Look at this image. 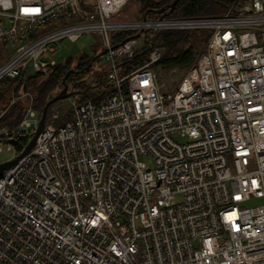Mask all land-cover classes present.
<instances>
[{"label":"built area","instance_id":"obj_1","mask_svg":"<svg viewBox=\"0 0 264 264\" xmlns=\"http://www.w3.org/2000/svg\"><path fill=\"white\" fill-rule=\"evenodd\" d=\"M128 2L0 0V83L30 64L47 73L59 41L98 33L114 88L74 99L72 119L46 124L0 175V264H264V0L119 18ZM195 28L209 29L206 48L175 88L152 68L160 50L122 72L141 46L132 36ZM118 32L132 35L115 44ZM39 120L31 104L17 126L0 125V152L13 153L0 164Z\"/></svg>","mask_w":264,"mask_h":264},{"label":"trees","instance_id":"obj_2","mask_svg":"<svg viewBox=\"0 0 264 264\" xmlns=\"http://www.w3.org/2000/svg\"><path fill=\"white\" fill-rule=\"evenodd\" d=\"M141 2L140 12L143 17L159 18L164 15L167 18H190L197 16L223 14L234 4L239 5L246 0H178L174 7H171L175 0H139ZM163 10L162 13H158ZM209 29H167L148 30L142 33V45L133 57L125 58L120 62L122 72L127 74L136 68L145 65L153 50L162 51L161 58L152 65L158 75V80L172 70L186 73L192 68L206 48L209 38ZM130 32H118L113 36L115 44L121 43L123 39L131 36ZM98 56H82L75 64L69 58L64 63L51 67L49 73H35L30 75L23 73L16 78H6L0 83V110L6 109L0 120L1 126L15 127L23 119L28 107L21 101L11 103L12 95L20 92H29L32 96V107L37 111L39 117L43 112L46 103L58 95L68 85V93L79 102H99L113 91V85L108 80V71L103 73L94 83H87L86 76L90 73ZM74 72L68 74L69 70ZM18 97V96H17ZM62 99V98H61ZM54 101L49 109L46 124H53L56 127L72 119V109L69 112H60L58 118L53 119L54 108L61 100ZM31 134L23 133L16 144L23 147L29 142Z\"/></svg>","mask_w":264,"mask_h":264},{"label":"rangeland","instance_id":"obj_3","mask_svg":"<svg viewBox=\"0 0 264 264\" xmlns=\"http://www.w3.org/2000/svg\"><path fill=\"white\" fill-rule=\"evenodd\" d=\"M141 10V2L139 0H129L126 6L120 11L117 16L123 19H137L142 18L143 14L140 12ZM155 18V17H150ZM142 41V39H141ZM142 45V43H141ZM105 47L103 45L101 36L98 33H86L83 34L79 39L73 41L70 39H64L59 41L56 45L55 58L59 64L64 63L67 59L71 58L76 64L80 57L82 56H98V58L94 61L92 65V69L90 73L86 76L87 83H94L99 76L109 70L110 62L107 60L106 55L104 53ZM7 57V51L5 49V44L0 41V65ZM36 72L33 70L32 64L28 66V73L30 75H34ZM49 71L46 73L48 74ZM186 73H180L177 70H172L167 73L164 78L162 77V81L159 80L160 83H164L165 87L168 89H173L178 85V82L182 79V77ZM18 96V97H17ZM70 96V95H69ZM15 98V101H21L24 103L25 107L30 106L32 103V96L29 92H20L14 93L12 95L11 100ZM76 99L75 97H65L62 98L56 107L54 108V119L60 116L61 110L64 113L69 112L72 109V102ZM177 139L185 141V138H181L176 136ZM13 153L5 150L4 152H0V162L10 160ZM148 164L151 163L150 159H147ZM257 202L252 201L248 203V205H254Z\"/></svg>","mask_w":264,"mask_h":264},{"label":"water","instance_id":"obj_4","mask_svg":"<svg viewBox=\"0 0 264 264\" xmlns=\"http://www.w3.org/2000/svg\"><path fill=\"white\" fill-rule=\"evenodd\" d=\"M178 0H175L173 2V4L171 5V7H174V5L177 3ZM163 10H159L158 13H162ZM161 17H164V15H162ZM141 36V33H138L132 37H140ZM128 38H126L124 41H126ZM106 51H104L105 53ZM96 58H94L95 60ZM92 66V62L89 64V67L88 69ZM75 70L74 69H71L69 70L68 74L71 73V72H74ZM70 95V93H68V85H65L63 90L58 94L56 95L54 98H52L51 100H49L44 109H43V112L41 114V117H40V120H39V123H38V126L31 138V140L28 142L25 150L17 157L15 158L14 160H11V161H8V162H4L2 164H0V175L7 169H9L10 167H12L15 163H17L22 157H24L25 155H27L34 147L35 143H36V140L37 138L39 137L40 133L42 132V130L44 129L45 125H46V119H47V114H48V109L50 107V105L54 102V101H57L61 98H65V97H68Z\"/></svg>","mask_w":264,"mask_h":264}]
</instances>
